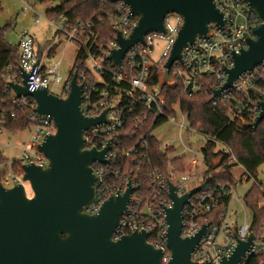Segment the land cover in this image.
Returning <instances> with one entry per match:
<instances>
[{
	"label": "clouds",
	"instance_id": "clouds-1",
	"mask_svg": "<svg viewBox=\"0 0 264 264\" xmlns=\"http://www.w3.org/2000/svg\"><path fill=\"white\" fill-rule=\"evenodd\" d=\"M57 4L61 5V11L55 16L50 15L47 9H53ZM93 4L94 6L90 7ZM211 4L220 14L223 27L215 21L207 23V31L203 35L196 34L190 42L181 46L178 52L176 45L186 20L177 11L166 12L161 18L159 29L146 32L140 41L128 49L130 57L133 52L141 53L140 64L144 66L139 72L127 74L126 78L130 85L129 95L138 89L140 94L146 95L149 101L157 100L159 97L158 104L171 105L182 101L185 95L198 93L207 95L208 88L205 85L210 87L208 82L211 81L222 89V92L215 93L217 97L223 96V99L235 102L226 113L228 120L234 121L237 126L250 123L256 119L257 107L264 109V61L240 73L235 79L231 81L229 79L227 87L233 89L231 93L223 92L225 88L224 74L227 73L229 77L225 69L232 70L235 67L233 53L240 54V51L237 52L235 49H243L249 39L258 40V37L251 30L250 24L259 23V21L253 20L247 15L248 9H251L249 0H211ZM5 7L10 8L13 13H19L24 22L17 26L11 16L5 17L6 21L12 20V44L17 51L13 61L0 67V102H10L12 105L22 104L24 107L19 110L15 107H8L6 115L4 112H0V122L6 126L8 119L16 121L20 116L27 114L28 120L37 125L25 135L23 145L17 143L14 146L16 150L12 152L11 156L8 155L9 146H5V179L14 180L16 179L13 175L15 166L16 164H23L25 153L30 156L33 155L32 149L35 145L43 146L46 138L56 137L59 130L55 120L48 114L47 116L50 117L51 123L55 127H49L47 136L42 135L40 125L49 126L50 122L49 120L37 119V116L43 117L44 115L38 112L39 103L35 94L44 92L48 97L66 102L72 95L75 84L80 91V101L77 108L82 119L90 120L85 113L87 116L105 113L109 108V103L106 100H101L99 106L92 104L91 101L95 84L100 80L106 67L103 59L111 57L113 51L119 52L121 50L120 44L117 42L118 37L128 41L143 17L140 14H132L131 6L127 0H47L43 3L39 0H32L31 3L11 4L5 5ZM82 9H86V12L81 13ZM225 29L228 31L226 32ZM88 36L92 37V42L96 46L95 52L89 51L86 47ZM73 42L77 47L72 48L71 56L67 57L66 53ZM137 44L140 45L139 48L136 47ZM80 48L84 49L83 55L79 52ZM50 51L51 58H49ZM171 60L179 61L175 68L170 66ZM149 65L157 70L155 74L161 77L165 86L171 82L180 87L181 91L177 97L165 99L161 89L148 83L149 77L153 75L148 69ZM165 66H167V71H165ZM129 67L133 68L135 65L130 61ZM21 75L23 77L22 82L18 80V76ZM124 78V73L113 76V79L116 80ZM77 80L84 87H78ZM18 83L21 84L19 89L26 90L27 95H20L19 97L15 95L13 89L15 88L17 92L16 85ZM187 85L191 86L190 92L186 87ZM85 87L88 90L87 94H84ZM103 96L107 98L109 93L106 91ZM90 104H92L91 108H89ZM245 113L249 117L248 120L244 118ZM101 120H95L97 122L80 131V140L82 141L80 152L91 153L95 150L100 156V159L93 160L87 165L92 176L90 186L92 197L87 205L81 209V214L83 209L88 208L89 204L92 203L97 193L100 194L101 199L97 202L98 206L93 209L94 214L87 215V217L98 216L102 208L112 199L123 200V212L117 218L116 226L109 237L110 242L116 243L113 238L114 233L122 230H128L129 233L123 237H131L133 234H150L154 237L153 243H148L149 235L144 241L145 245L153 251L162 253L160 264H171L174 256L168 241V233L171 228L167 219L168 212L174 210L177 200L183 201L182 198L185 197L186 189L191 183V177L187 173L177 176L173 172L152 164L149 153L152 146L156 145L157 150L166 157L164 150L170 143H174L177 156L195 154L202 160L200 144L194 143L191 136L204 135V133L194 131L190 127L188 115L181 111L175 114L169 113L167 116L169 130L175 132L174 136L171 138L168 136L160 137L154 140L152 144H149L147 140L143 142V147L146 149L144 159L133 169L135 176L131 179L143 186L142 180L137 179V177H143L145 174V168L141 165H151L147 172L148 183L153 185L155 190L162 189L165 195L171 196L170 200L161 198L157 201L162 207L153 206L152 198H149L147 210L152 214L151 219H149L142 214L139 197L132 201L131 192L127 196L120 195V188L116 183H107L104 179L107 172L117 171L115 163L118 160L130 159L133 150L124 145H119L113 150L108 144H105L106 151H97L99 143L102 141L116 142L123 132L120 127L122 121L119 110L115 109L114 106L113 110L107 112V120L104 122ZM136 126L142 127L143 122L137 119ZM186 132L188 133L187 137ZM206 138L215 140L213 136ZM220 146L224 152L230 154V158H236L230 144L221 142ZM39 152L45 156L43 151L39 150ZM47 160L50 161L48 157ZM101 163L111 166L104 168L101 167ZM31 166L42 171H46L50 167L45 169L37 165L35 161ZM97 175L100 177L99 180H97ZM25 176L23 181L26 183L22 182L20 188L26 200L31 202L37 193L34 190L32 180L25 179ZM117 179L127 180L126 177H118ZM260 179L264 180V177ZM97 184H99L98 188L96 187ZM0 189L5 190L2 186ZM261 189L264 190V184L261 185ZM154 195H158V191H155ZM105 198H107L106 202ZM206 210L203 209L202 211ZM180 217L179 239L181 241L196 240L193 250L189 253L188 264H192L194 254L200 258L199 264H222L223 260L231 258L238 245L241 244L248 245V247L243 251L238 264H244L253 252L257 253L258 258L264 254V238L259 239L253 246L257 230L247 220L235 222L221 220L219 227L213 226L211 233L205 240L195 209L186 212L181 207ZM193 217L197 218L194 219ZM143 227L150 228L151 233L140 230ZM259 235L264 237V232ZM59 238L66 241L69 239V233L62 232ZM116 240L120 241L121 237L117 235Z\"/></svg>",
	"mask_w": 264,
	"mask_h": 264
},
{
	"label": "water",
	"instance_id": "water-1",
	"mask_svg": "<svg viewBox=\"0 0 264 264\" xmlns=\"http://www.w3.org/2000/svg\"><path fill=\"white\" fill-rule=\"evenodd\" d=\"M127 3L133 15L140 14L143 18L128 41L118 37L121 50L114 51L111 56V60L118 65L143 34L160 28L161 18L166 12H180L186 20L176 45L177 52L196 34L203 35L207 31V23L215 21L223 27L222 18L211 0H127ZM249 7L262 21V25L253 31L258 40H247L246 49H241L239 55L233 53L235 67L225 69L229 74L228 77L226 73L227 81L264 61V0H249ZM176 62L179 61L171 60L170 66ZM227 81L223 92L231 89L227 87ZM20 86L16 85L17 92L13 89L17 97L28 94L26 90L19 89ZM77 86L82 87L78 83ZM217 92H222V89L214 92L213 99L219 98L215 95ZM35 95L39 103L38 112L43 117L50 114L59 130L56 137H47L45 144L39 147L44 157L50 159L47 160L49 169L42 171L31 165L23 167V177L26 175L25 179L32 180L37 193L34 200H26L20 188L22 183L10 189H0V264H160L162 253L153 251L144 243L150 234H133L114 241L116 243L110 242L117 218L123 212V200L112 199L96 217H87L85 209L82 211L85 215L81 214V209L92 197V176L87 165L100 159V156L95 150L91 153L80 152V131L97 122L95 120L103 119L101 122H104L105 116L90 120L81 118L77 108L80 91L75 84L66 102L48 97L44 92ZM263 121L264 109H261L250 128L256 130ZM22 182L26 183L23 179ZM206 185L207 182L191 190L182 198L183 201H176L174 210L168 212L167 219L171 225L168 241L174 256L171 264H188V256L196 240L179 239L180 210ZM134 191L129 181L128 189L122 196L131 192L132 197ZM207 228L204 226L201 229L204 235ZM62 232L69 233L68 240H60ZM247 247L238 245L231 258L223 260L222 264H238ZM192 264L199 263L192 261Z\"/></svg>",
	"mask_w": 264,
	"mask_h": 264
},
{
	"label": "built area",
	"instance_id": "built-area-1",
	"mask_svg": "<svg viewBox=\"0 0 264 264\" xmlns=\"http://www.w3.org/2000/svg\"><path fill=\"white\" fill-rule=\"evenodd\" d=\"M56 8L49 10L50 12L48 11L50 15L55 16L61 11L59 10L56 13L51 12L55 10ZM247 15L253 20L259 21V23L253 22L250 24V28L252 31H254V29L262 25V21L260 20V18L257 16L255 12L248 9ZM225 31L227 32L228 29H225ZM72 45L74 46V48L77 47L75 42H73ZM86 47L91 52L96 51V46L92 42L91 36H88V42L86 44ZM136 47L139 48L140 45L137 44ZM243 49H246V44L244 45ZM240 50H241L240 48L235 49V51L237 52H239ZM79 52L81 55H83L84 49L80 48ZM140 55L141 53L139 52H133V54L130 57L128 53L120 65L112 61L111 57L103 59V63L104 65H106V67L103 71V74L100 77V80L97 81L95 84V90L91 94V101H92V104H96L97 106H99V103L101 100H106L109 103V108L106 110L105 113H102V114H97L94 116H87V113H85V115L89 119H97L104 115L105 120H107V112L113 110V106L115 109L119 110L120 119L122 121V124L120 125V127L123 129L121 136L118 138V141L116 142L102 141L101 143L98 144L97 151H106L107 149H105V144H108L113 150H115L119 145H124V146L130 147L133 150V155L131 156L130 159L126 158L123 161L118 160L115 163V168L117 169V171L107 172L105 174L104 179L107 183H113V182L116 183V185L120 188V195H123L126 192V190L128 189V183L129 181H131L132 186L135 189L131 197V200L135 201L139 197L140 203H141L142 214L145 217H148L149 219H151L152 214L147 210L149 198L150 197L152 198L151 203L153 204V206L162 207V205H159L157 201L161 198L165 200H170V196L165 195L162 189L155 190L154 186L148 183L149 177L147 175V172L150 170L151 165H141V167L145 168V174L143 175V177H137V179L142 180L143 186H141V184H138L131 179V177L135 176V172L133 171V169L137 166V164L141 160L144 159V153L146 149L143 147V142L147 140L150 144L153 139L157 140L154 135V131L157 130L162 125L168 124L167 116L169 113H173V114L179 113L182 111V109L180 107V104L176 103V104H173L171 108L167 110L166 104L157 103V100L159 99V97L157 98V100L149 101L147 96L140 94L138 89L135 92H133L131 95H129L128 90L130 88V85L126 77H127V74H130L133 72H139L144 67L143 65L140 64ZM49 58H51V51L49 52ZM130 61L135 65V67L133 68L129 67ZM178 63L179 62L174 63L172 68H175L178 65ZM148 69L150 72L153 73V75L149 77L148 83L153 84L155 87L163 91L162 88H163L164 83L161 80V77L155 74L157 70L153 69L151 65L148 66ZM165 71H167L166 68H165ZM119 73H124L125 78L119 79V80L113 79V76ZM18 80L22 81L21 76H18ZM224 81L225 83L227 81L226 73L224 74ZM77 83L79 86H82L80 85L79 80H77ZM186 87H188L189 92H190L191 86L187 85ZM205 87L208 88L207 85H205ZM220 89L221 88L217 87L214 84L211 89L208 88L207 95L211 97L214 107L222 105L228 111L229 107L235 103L234 101L225 100L223 99V96L213 99L214 92ZM87 91L88 90L85 87L84 94H87ZM106 91L109 93V96L107 98L103 96V93ZM224 92L231 93L233 92V89L231 88ZM198 94H202V93H198ZM186 96L193 97L195 95H186ZM2 104L3 102H0V112H4L6 115L7 114L6 111L2 109ZM92 104L89 105V108H91ZM260 112H261V109L257 107L256 118L260 114ZM244 118L245 120L249 119L247 113H245ZM37 119L49 120L50 122L49 126H44L42 124L40 125L42 129V135L47 136L49 134V127H53V128L55 127L54 124L51 123L50 117H38L37 116ZM137 119L143 122L142 127L136 126ZM254 121L255 119L252 120L250 123H244L243 125L250 126ZM29 124H30L29 129L37 127L35 123H31L30 121H29ZM4 127L5 125L2 122H0V135L2 134V129L4 130ZM190 127H192L191 123H190ZM194 131L199 132L196 129H194ZM187 136H188V133L186 132V137ZM194 136L195 135L191 136L192 141L194 139ZM201 136L205 138V143L200 146L203 147L201 149L202 156H203V165L206 166L204 155H203V149L205 148L208 141H213V140L207 139L206 137L208 135L204 134ZM213 142H217L216 138ZM24 143L25 141L22 143V145ZM38 149H39V145H35L32 149L33 155L30 156L28 153H25L23 164H17L19 165V167H21L22 173L15 171L13 175L16 177V179L14 180H6L5 179L6 173L4 176H1L4 165H0V185H2L6 189H10L16 186L17 184L22 183V179L24 175L23 167L33 164L34 161L37 165L42 166L43 168H46L48 166V161L44 157V155L39 152ZM164 151H166V156H167L166 159L168 161L167 171L173 172L177 176L187 173L191 177V183L189 184V187L186 189L185 195L189 193L191 190L198 188L201 185H203L205 182H207L206 187L201 192H199L197 195L193 196L190 199L189 204L184 207V210L186 212H191L193 209L197 211V217L201 224V229L204 226H208L205 232V235L203 236V239L206 240L208 235L211 233L213 226L219 227L221 220L230 222V207H231L233 200H235L237 197V189L239 186L238 183H242L241 179L236 181V184H216L214 183V179L212 176L207 177L205 175L206 172H203L202 170H199L197 167H195L197 163V156L195 154H192L193 155L192 160L186 161L184 157L176 155V149L175 147L171 145H168L167 149H165ZM180 159L183 160V163L182 162L181 163L183 164L182 166L184 168L183 169L184 172L182 173L178 172L174 164L177 160H180ZM110 166L111 165L109 164L101 163V167L108 168ZM118 177L120 178L126 177L127 180L117 179ZM241 177H242V180H246L251 176L244 170ZM97 179L98 180L100 179L99 175H97ZM146 183H147V186H146ZM173 186L175 187V185ZM96 187L98 188L99 184H97ZM155 191H158V195H154ZM262 191L264 192V190ZM201 197H203V199H201ZM100 199H101L100 194L97 193L92 203L89 204L88 208H85L84 212L88 215H93L94 214L93 209L98 206L97 202L100 201ZM106 199L107 198H105V202H106ZM228 199L230 200V203L227 206L220 209L223 201L228 200ZM203 209H207V210L202 211ZM197 217H193V218L196 219ZM140 230L148 231L151 233V229L147 227H143ZM261 232H264V221L262 223ZM127 234H129L128 230H122L117 233H114V237H113L114 241H118L116 240L117 235H119L122 238L124 235H127ZM261 238H264V237L256 236V239L253 242V246H255L257 241ZM153 240H154V237L150 235L148 242L151 244L153 243ZM229 247H232V245H229ZM226 254H229V253H226ZM254 256H257V253L253 252L245 260L244 264H250V260ZM199 259L200 258L195 254L192 257V261L196 263H199Z\"/></svg>",
	"mask_w": 264,
	"mask_h": 264
},
{
	"label": "trees",
	"instance_id": "trees-1",
	"mask_svg": "<svg viewBox=\"0 0 264 264\" xmlns=\"http://www.w3.org/2000/svg\"><path fill=\"white\" fill-rule=\"evenodd\" d=\"M40 2H47V0H40ZM92 6H94V4L90 5V7ZM59 10H61V5L51 12L56 13ZM84 12H86V9L81 10V13ZM5 31L6 29L0 28V67L13 61L17 51L16 48L14 49L10 47L5 42ZM208 83L210 85L208 88L211 89L214 84L211 81ZM162 90L165 99L175 98L181 91L178 85L170 82L167 86L163 84ZM177 103L180 104L182 111L188 115L192 128L199 132L202 131L205 135L216 138L217 142L208 141L203 149L204 160L207 167L205 175L207 177L212 176L214 183L216 184H236L232 172L241 167L251 176L246 180H241L242 183L249 182L251 178H256L258 169L264 164V121L256 130L250 128L248 125L244 126L242 124L237 126L234 121L231 122L228 120L226 115L227 110L222 105L214 107L211 97L205 94H198L193 97H187L185 95L183 96L182 101ZM173 104H166L167 110L170 109ZM8 107H15L19 110L24 106L21 104L12 105L10 102H3L2 109L6 111ZM29 128V120L27 114H25L20 116L16 121L8 119L4 130L16 135ZM154 140L155 139H153L150 144H152ZM221 142L230 144L236 154L235 159L230 158L229 153H223V150L217 151ZM149 154L152 158V164L162 167L167 171V156L165 157L159 152L156 145L152 146ZM181 162L183 163L182 159L177 160L174 163L180 173L184 172L181 168L183 165ZM0 165H4V156L1 150ZM15 171L22 173L21 167L17 164L15 166ZM4 175L5 171L3 168L1 176ZM258 186L261 187L260 185ZM258 186L257 184H254L246 194L244 197V205L252 213L251 225L256 228L257 236H260L259 234L261 233V227L264 221V192H261ZM229 203V199L224 200L220 209L227 206ZM250 264H264V254L260 255L259 258L258 256H254L250 260Z\"/></svg>",
	"mask_w": 264,
	"mask_h": 264
},
{
	"label": "rangeland",
	"instance_id": "rangeland-1",
	"mask_svg": "<svg viewBox=\"0 0 264 264\" xmlns=\"http://www.w3.org/2000/svg\"><path fill=\"white\" fill-rule=\"evenodd\" d=\"M31 2H32V0H0V8H1L0 28L6 29L5 34H4L5 42L10 47H12L14 49H15V47L12 44V28H11L12 20L6 21L5 17L11 16L12 19L16 22L17 26H19V24L23 23L24 21H23V17L19 13H13L12 10L10 8L5 7V5L23 4V3H31ZM39 2H40V0H39ZM58 5L59 4H57L56 7ZM48 10H51V9H47V11ZM21 11H22V9H21ZM72 48H74L73 45L71 46V48L66 53L67 57L71 56ZM29 130L30 129H28L24 132H20L16 135H13L12 133H9V131L7 132L6 130L2 129V134L0 135V150H1L4 157H5V146L6 145L9 146L8 147V155L11 156L12 152L16 150L14 146L17 143L22 145V143L25 141V135L29 132ZM154 135H155L156 139H158L160 137H164V136H168L169 138H171L172 136L175 135V132L169 130L168 124H164L161 127H159L157 130L154 131ZM201 141H203V142L201 143ZM193 142L199 143L200 145H203L205 143V138L201 135H195ZM169 145L175 147V149H176V145L174 143H170ZM202 148L203 147L200 146V154L201 155H202V152H201ZM221 150H223V149L220 146H218L217 151H221ZM223 153H225V152H223ZM182 157H184L186 159V161H190L193 159L192 154L191 155L185 154ZM195 167H197L199 170H202L203 172L207 171V167L203 165V159L201 160L199 156H197V163H196ZM181 168L184 169L183 166H181ZM243 172H244V170L241 167L235 169L232 172L233 178L236 181H238L239 179L242 180L241 176H242ZM261 177H264V164L258 169L256 178H251V180L249 182H246V183L245 182L238 183L239 186L237 189V197L235 200H233L231 207H230V222H235L237 220H239V221L247 220V222L249 224L251 223L252 213L245 207L244 197L249 192V190L253 187L254 184H257V186L258 185L261 186L262 184H264V180L260 179ZM259 188H260L261 192H263L261 187H259Z\"/></svg>",
	"mask_w": 264,
	"mask_h": 264
}]
</instances>
